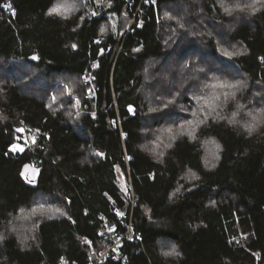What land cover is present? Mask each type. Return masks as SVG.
<instances>
[{
  "label": "trees",
  "instance_id": "1",
  "mask_svg": "<svg viewBox=\"0 0 264 264\" xmlns=\"http://www.w3.org/2000/svg\"><path fill=\"white\" fill-rule=\"evenodd\" d=\"M56 1L0 0V264H89L128 178V264H264V122L251 133L240 107L264 121V6L82 0L63 17ZM35 161L31 188L20 172Z\"/></svg>",
  "mask_w": 264,
  "mask_h": 264
},
{
  "label": "built area",
  "instance_id": "2",
  "mask_svg": "<svg viewBox=\"0 0 264 264\" xmlns=\"http://www.w3.org/2000/svg\"><path fill=\"white\" fill-rule=\"evenodd\" d=\"M8 9L5 10L7 12ZM92 73H87L84 75V82L87 85L92 87L93 82ZM94 95L89 94L87 97L91 99ZM40 137V132L35 130L25 131L23 133V138L25 141V146L33 147L34 144L37 143ZM38 161H35L31 166L34 168H38ZM129 177V173H128ZM125 194L130 199L128 209L121 210L118 213L117 222H108L103 215H98L97 219L99 221L98 227V237L100 240V249L95 254L94 259H90L89 264H104L108 259L113 260L114 262H120L121 264H128V259L122 252V247L125 242L133 243L140 242V236L137 234L133 227L132 222V213L135 208L134 203V191L131 184V181L126 180L125 182ZM87 245H91L90 242H86ZM258 259L259 256L256 255ZM59 264H71L64 257L60 259ZM76 264V263H72Z\"/></svg>",
  "mask_w": 264,
  "mask_h": 264
},
{
  "label": "rangeland",
  "instance_id": "3",
  "mask_svg": "<svg viewBox=\"0 0 264 264\" xmlns=\"http://www.w3.org/2000/svg\"><path fill=\"white\" fill-rule=\"evenodd\" d=\"M231 1L234 2L235 0H231ZM246 1H251V0H246ZM238 2H240V1L237 0V3L236 4H231V2H228L226 4V6H229V8H228L229 13L233 14L234 12L238 11L239 9H241L242 11H245L247 9L248 10L251 9V12H252L253 9H254V7H255V5H258L260 7L261 6H264V0H253V4H254V7L252 6L253 8H247L246 6H244V4H240ZM255 3H257V4H255ZM95 4L98 5V2H96ZM249 4L252 5L250 2H249ZM241 6H243V7H241ZM80 9H84V4H83V1L82 0H57L56 3H55V5H54V7H53V10L52 11H53L54 14H58V15H61L63 17H67L69 15H72V14L76 13V11L77 10H80ZM225 9L227 10V7ZM94 12H96V11L94 10ZM117 26H118L117 25V20L115 18H113L112 19V28H113V30H114L115 33H116ZM127 28H129V27H127ZM127 30H129V29H127ZM82 81H84V77H82ZM235 84H236V86L238 88V89L234 90L236 92V91H239V89H241L242 84L240 82H237ZM180 96H181V93H180ZM211 97H209L207 99V101H205V100H202L201 101V102H203V103L200 104V107H199L201 109H199L197 112L200 113L202 116H204V113L205 112H206V114L208 116L207 108L209 106H211V103H210L211 102ZM222 99H223V101H226V97H224ZM72 105H73V108L76 110V113L77 114L84 112V108H82L83 107L82 106V103L80 102V100L78 98L75 97V98L72 99ZM243 106H240V107H242L244 109V111H245L244 112V115H247V117H248V114H249L250 117L252 116V121H250V119H247V120H249V124H248L249 127H248V129L249 130L252 129L250 132L251 133H255V132L258 131L260 125L264 121H261V120L255 121L256 120V117H255L256 114L254 113V111L251 113V111H252L251 107L248 109V108L245 107V105H243ZM216 109L217 108H215V110ZM259 112H261L264 115V109H262V108L259 109ZM250 117H248V118H250ZM234 119L237 120V114L234 116ZM238 119H241V118H239V114H238ZM164 120L165 121L173 120V118L172 117H169L168 118V116H167V117L164 118ZM244 125L245 124H243V126H242V128L244 127L243 130L245 129V126ZM166 133H168L167 130H166ZM166 136L167 137H165L164 139L162 138L163 139L162 143H163V146L164 147L165 146H168L170 144V142H171V139H172V137H170L171 135H166ZM206 147L208 148V150L210 151V153H213L212 156L214 155V158L213 159L215 160L216 154H218V152H219V148L215 144H213V143L206 144ZM14 148H15L16 151L17 150H21V147H19V146L14 147ZM213 159L210 157L209 160L212 161ZM122 188L125 189V183H124V186L122 184ZM25 218H27V217L25 216Z\"/></svg>",
  "mask_w": 264,
  "mask_h": 264
},
{
  "label": "water",
  "instance_id": "4",
  "mask_svg": "<svg viewBox=\"0 0 264 264\" xmlns=\"http://www.w3.org/2000/svg\"><path fill=\"white\" fill-rule=\"evenodd\" d=\"M33 57H35V59H33ZM33 57L29 58V61L35 63L37 57L36 56ZM40 174H41L40 168H34L30 164H26L24 165V167L20 172V178L28 187L35 188L37 186Z\"/></svg>",
  "mask_w": 264,
  "mask_h": 264
},
{
  "label": "snow or ice",
  "instance_id": "5",
  "mask_svg": "<svg viewBox=\"0 0 264 264\" xmlns=\"http://www.w3.org/2000/svg\"><path fill=\"white\" fill-rule=\"evenodd\" d=\"M249 7H252L251 5H249ZM33 59H35V57H33ZM233 87H235V85H233ZM176 253H175V251L173 250V251H171V252H167V253H165V255H169V256H171V255H175Z\"/></svg>",
  "mask_w": 264,
  "mask_h": 264
}]
</instances>
